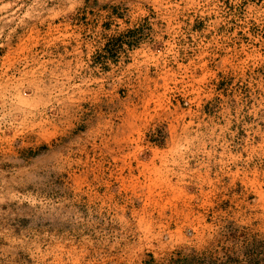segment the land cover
Returning a JSON list of instances; mask_svg holds the SVG:
<instances>
[{"label":"rangeland","instance_id":"1","mask_svg":"<svg viewBox=\"0 0 264 264\" xmlns=\"http://www.w3.org/2000/svg\"><path fill=\"white\" fill-rule=\"evenodd\" d=\"M0 264H264V0H0Z\"/></svg>","mask_w":264,"mask_h":264}]
</instances>
